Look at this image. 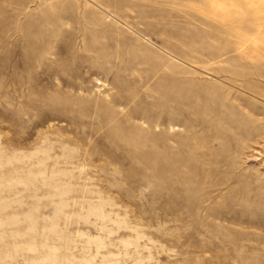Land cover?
Segmentation results:
<instances>
[{"label":"rangeland","instance_id":"obj_1","mask_svg":"<svg viewBox=\"0 0 264 264\" xmlns=\"http://www.w3.org/2000/svg\"><path fill=\"white\" fill-rule=\"evenodd\" d=\"M0 264H264V0H0Z\"/></svg>","mask_w":264,"mask_h":264}]
</instances>
